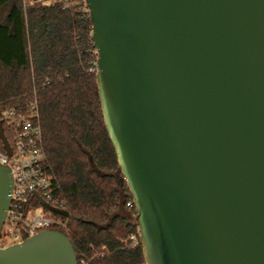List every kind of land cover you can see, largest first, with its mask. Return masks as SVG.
Instances as JSON below:
<instances>
[{"label": "water", "instance_id": "1", "mask_svg": "<svg viewBox=\"0 0 264 264\" xmlns=\"http://www.w3.org/2000/svg\"><path fill=\"white\" fill-rule=\"evenodd\" d=\"M85 3L146 264H264V0ZM12 185L0 164V235ZM0 264L79 263L42 230L0 245Z\"/></svg>", "mask_w": 264, "mask_h": 264}, {"label": "trees", "instance_id": "2", "mask_svg": "<svg viewBox=\"0 0 264 264\" xmlns=\"http://www.w3.org/2000/svg\"><path fill=\"white\" fill-rule=\"evenodd\" d=\"M92 30L77 2L0 0V125L6 109L37 100L46 168L69 213L53 212L66 222L53 230L70 238L79 264H146L103 118Z\"/></svg>", "mask_w": 264, "mask_h": 264}, {"label": "built area", "instance_id": "3", "mask_svg": "<svg viewBox=\"0 0 264 264\" xmlns=\"http://www.w3.org/2000/svg\"><path fill=\"white\" fill-rule=\"evenodd\" d=\"M50 1L64 6L77 2L81 10L89 11L85 0ZM2 121L5 125V129L2 126L3 133L12 151L11 155L7 153L0 137L3 146L0 147V164L9 166L13 177L10 207L0 235V245L8 247L23 242L39 231L65 227L66 222L43 205L45 202L64 209L55 194L54 177L45 164L46 152L37 100L28 102L24 108L6 109ZM35 201L40 202L41 206ZM127 205L132 206L131 203ZM131 239L132 246H136L137 238L132 236Z\"/></svg>", "mask_w": 264, "mask_h": 264}, {"label": "rangeland", "instance_id": "4", "mask_svg": "<svg viewBox=\"0 0 264 264\" xmlns=\"http://www.w3.org/2000/svg\"><path fill=\"white\" fill-rule=\"evenodd\" d=\"M50 1V0H49ZM51 2V1H50Z\"/></svg>", "mask_w": 264, "mask_h": 264}]
</instances>
